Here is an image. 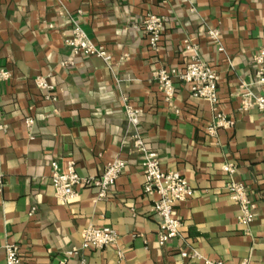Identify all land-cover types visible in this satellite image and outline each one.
I'll return each mask as SVG.
<instances>
[{"label":"crops","instance_id":"1","mask_svg":"<svg viewBox=\"0 0 264 264\" xmlns=\"http://www.w3.org/2000/svg\"><path fill=\"white\" fill-rule=\"evenodd\" d=\"M146 14L165 19L157 51L141 30ZM73 24L107 50L111 69L70 54L63 40ZM209 30L219 32L223 52ZM188 38L216 72L218 108L234 121L214 138L205 134L212 117L207 102L192 100L174 80L175 115L152 79L159 68L183 69ZM262 44L264 0H0V70L10 73L0 83V123L7 126L0 132V264L6 244L19 247L21 264H55L72 249L68 264H202L180 251L224 264L247 258L264 264V112L237 111L241 83L261 93L252 58ZM38 76L53 87L54 101L35 87ZM122 98L140 110V134L158 153L161 170L178 172L194 191L175 207L180 236L166 247L157 243L159 219L142 192V159L132 148ZM114 159L126 167L106 199L97 201L95 188L81 186L72 202L54 197L50 162L61 171L73 162L80 177H96ZM224 164L236 167L234 180L256 205L247 230L226 193ZM87 226L110 228L118 239L82 250Z\"/></svg>","mask_w":264,"mask_h":264},{"label":"built area","instance_id":"2","mask_svg":"<svg viewBox=\"0 0 264 264\" xmlns=\"http://www.w3.org/2000/svg\"><path fill=\"white\" fill-rule=\"evenodd\" d=\"M42 1V0H33ZM57 1V0H55ZM141 30L146 37L147 46L152 51H157L160 46L161 37L165 31V19L153 14H146L141 23ZM208 39L216 45L218 52H223L219 43V32L209 30ZM63 44L72 55H82L100 59L108 68H112L111 56L107 50L93 43L83 32L78 24H73L69 37L64 38ZM195 46L193 40L188 38L183 42L184 66L182 70L159 68L152 73L166 109L173 114H178L175 106L174 80H178L187 86L189 96L192 100L205 101L210 107L211 120L205 128V134L214 138L219 130H229L234 126V121L225 116L218 108L217 74L204 61L193 53ZM254 65V83L261 88L260 94H255L249 86L241 83L237 97L239 99L238 113H246L255 110L264 112V44L252 58ZM70 62H62L61 66L69 65ZM10 79V73L0 70V83ZM37 89L44 92L46 100L54 101L52 96L53 87L47 83L44 77L38 76L34 79ZM125 119L128 124L133 151L142 159L143 184L142 192L152 198V211L159 219L157 232V243L160 247L168 246L173 240L180 236L181 223L175 217V207L192 198L194 191L187 181L175 171H162L159 155L151 150L142 138L140 125V110L130 106L125 98H122ZM25 127L30 132L32 120H25ZM7 126L0 123V132H5ZM32 139V136L29 137ZM264 163V161H263ZM49 185L53 189L54 197L61 203L67 204L78 197L77 187L95 188L96 200H104L112 193L115 182L123 173L126 162L114 159L104 166L103 172L96 177H80L73 162H68L64 171L59 170L56 162H50ZM221 171L228 177L226 193L228 197L237 204V223L247 230L253 221L255 203L250 198L247 187L241 182L235 181L236 167L232 164H224ZM3 187L0 175V191ZM34 210L30 212V215ZM118 235L110 228H95L87 226L81 232L80 249L102 250L116 243ZM4 250V264H21L19 247L16 244H6ZM76 254L72 249L65 254V258L55 264H68L69 259ZM183 259H192L202 264H224L221 261L209 260L197 252L180 251ZM121 257V254H119ZM80 264H85L81 261ZM235 264H250L249 259H242Z\"/></svg>","mask_w":264,"mask_h":264}]
</instances>
